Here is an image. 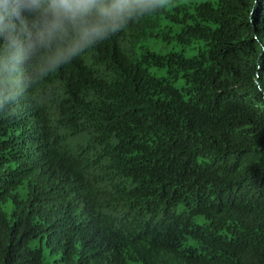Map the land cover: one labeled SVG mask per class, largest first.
Segmentation results:
<instances>
[{"label":"trees","instance_id":"trees-1","mask_svg":"<svg viewBox=\"0 0 264 264\" xmlns=\"http://www.w3.org/2000/svg\"><path fill=\"white\" fill-rule=\"evenodd\" d=\"M0 264H264V0H153L0 94Z\"/></svg>","mask_w":264,"mask_h":264},{"label":"clouds","instance_id":"clouds-1","mask_svg":"<svg viewBox=\"0 0 264 264\" xmlns=\"http://www.w3.org/2000/svg\"><path fill=\"white\" fill-rule=\"evenodd\" d=\"M152 4L114 0L108 7L104 0H0V94L43 79L81 55L102 33L118 31L135 8Z\"/></svg>","mask_w":264,"mask_h":264},{"label":"rangeland","instance_id":"rangeland-1","mask_svg":"<svg viewBox=\"0 0 264 264\" xmlns=\"http://www.w3.org/2000/svg\"><path fill=\"white\" fill-rule=\"evenodd\" d=\"M146 46L150 47L151 49L159 50V45L153 41H150Z\"/></svg>","mask_w":264,"mask_h":264}]
</instances>
